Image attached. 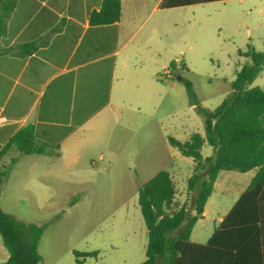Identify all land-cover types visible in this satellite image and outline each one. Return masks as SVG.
Masks as SVG:
<instances>
[{
	"label": "rangeland",
	"instance_id": "obj_1",
	"mask_svg": "<svg viewBox=\"0 0 264 264\" xmlns=\"http://www.w3.org/2000/svg\"><path fill=\"white\" fill-rule=\"evenodd\" d=\"M172 15V42L158 43L155 70L160 78L171 62L178 68L170 72L172 80L152 79L148 88L127 94L126 118L131 123L90 132L76 143V163L66 167L63 161L46 169L44 183L34 182L30 177L35 175L29 174L22 187L16 174L0 186L5 212L19 221L47 225L39 242L40 264H77L74 251L97 252L84 264H141L148 235L138 190L161 170L169 171L176 183V205L191 204L187 184L193 160L173 148L168 137L187 141L194 133L203 134L204 125L178 78L191 82L202 106L217 108L249 62L240 52L249 45L264 52V0L218 1L173 10ZM248 87L264 89V66ZM212 153L210 146L203 147L204 157ZM248 178L237 171L220 173L207 215L194 227V240L211 236Z\"/></svg>",
	"mask_w": 264,
	"mask_h": 264
},
{
	"label": "crops",
	"instance_id": "obj_2",
	"mask_svg": "<svg viewBox=\"0 0 264 264\" xmlns=\"http://www.w3.org/2000/svg\"><path fill=\"white\" fill-rule=\"evenodd\" d=\"M162 1L121 0L120 20L106 23L97 17L104 0H0V117L8 120L0 127V152L29 125L38 141L58 148L55 155L8 150L0 170L13 158L16 162L7 180L19 174L26 187L24 180L47 181L46 169L60 162L71 167L79 156L76 143L90 132L131 123L127 94L139 93L153 80H172L169 67L165 78L157 77V45L172 42L168 25H175L173 10L196 5L163 8ZM257 171L246 172L241 194ZM29 174L35 177L24 179ZM206 215L207 203L197 223ZM192 233L194 243L211 238L194 240ZM7 258L1 240L0 264Z\"/></svg>",
	"mask_w": 264,
	"mask_h": 264
},
{
	"label": "trees",
	"instance_id": "obj_3",
	"mask_svg": "<svg viewBox=\"0 0 264 264\" xmlns=\"http://www.w3.org/2000/svg\"><path fill=\"white\" fill-rule=\"evenodd\" d=\"M225 0H163V8L205 4ZM97 17L106 23L121 18V0H104ZM249 59L231 83V92L215 109L201 105L191 82L183 77L189 102L203 120L204 133H194L187 141L169 136V144L193 160L188 179L190 205L177 206V186L167 170H161L138 190V203L147 227L148 243L141 264H264V89L249 88L264 66V52L248 46ZM186 67V66H185ZM171 62L169 71L177 69ZM187 69V68H186ZM205 145L213 153L204 157ZM14 149L19 155H55L57 147L36 139L33 126L19 130L0 152V158ZM16 162L0 170V186ZM256 176L225 215L205 244L191 241L192 230L203 217L206 203L222 171ZM78 199H75L77 201ZM74 202H71L72 206ZM47 225L17 220L0 207V238L8 252L5 264H40L39 242ZM77 264L97 256V252H73Z\"/></svg>",
	"mask_w": 264,
	"mask_h": 264
},
{
	"label": "built area",
	"instance_id": "obj_4",
	"mask_svg": "<svg viewBox=\"0 0 264 264\" xmlns=\"http://www.w3.org/2000/svg\"><path fill=\"white\" fill-rule=\"evenodd\" d=\"M8 122L6 117H0V127L5 125Z\"/></svg>",
	"mask_w": 264,
	"mask_h": 264
},
{
	"label": "water",
	"instance_id": "obj_5",
	"mask_svg": "<svg viewBox=\"0 0 264 264\" xmlns=\"http://www.w3.org/2000/svg\"><path fill=\"white\" fill-rule=\"evenodd\" d=\"M178 79H180V77Z\"/></svg>",
	"mask_w": 264,
	"mask_h": 264
}]
</instances>
